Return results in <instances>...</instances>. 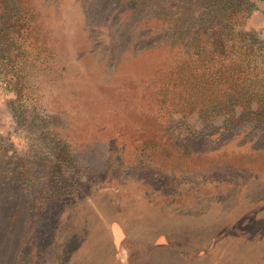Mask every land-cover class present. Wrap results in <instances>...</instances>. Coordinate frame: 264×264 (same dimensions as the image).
Masks as SVG:
<instances>
[{"label":"rangeland","instance_id":"obj_1","mask_svg":"<svg viewBox=\"0 0 264 264\" xmlns=\"http://www.w3.org/2000/svg\"><path fill=\"white\" fill-rule=\"evenodd\" d=\"M16 1L29 22L0 78V264H264V128L199 108L218 93L186 74L192 7ZM253 1L242 27L264 38Z\"/></svg>","mask_w":264,"mask_h":264},{"label":"trees","instance_id":"obj_2","mask_svg":"<svg viewBox=\"0 0 264 264\" xmlns=\"http://www.w3.org/2000/svg\"><path fill=\"white\" fill-rule=\"evenodd\" d=\"M17 4L16 0H0V78L7 84L5 70L24 53L21 50L29 22L22 18L26 10ZM189 6L193 14L184 18L186 74L215 83L218 93L199 108L204 114L215 110L228 120L264 128V38L259 31L242 27L255 2L184 0V11ZM14 78L20 86L19 77Z\"/></svg>","mask_w":264,"mask_h":264},{"label":"crops","instance_id":"obj_3","mask_svg":"<svg viewBox=\"0 0 264 264\" xmlns=\"http://www.w3.org/2000/svg\"><path fill=\"white\" fill-rule=\"evenodd\" d=\"M169 248H171V246H167V244H166V243H164V244H163V250L167 251ZM149 250L151 251V250H152V248H151V247H149Z\"/></svg>","mask_w":264,"mask_h":264}]
</instances>
